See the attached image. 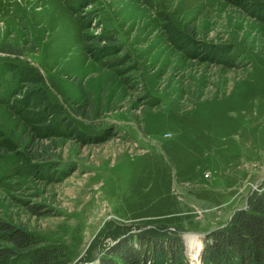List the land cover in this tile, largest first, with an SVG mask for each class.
I'll return each mask as SVG.
<instances>
[{
	"label": "rangeland",
	"instance_id": "obj_1",
	"mask_svg": "<svg viewBox=\"0 0 264 264\" xmlns=\"http://www.w3.org/2000/svg\"><path fill=\"white\" fill-rule=\"evenodd\" d=\"M0 63V221L62 264H200L264 189V0H0Z\"/></svg>",
	"mask_w": 264,
	"mask_h": 264
},
{
	"label": "trees",
	"instance_id": "obj_2",
	"mask_svg": "<svg viewBox=\"0 0 264 264\" xmlns=\"http://www.w3.org/2000/svg\"><path fill=\"white\" fill-rule=\"evenodd\" d=\"M4 69L6 65L0 63V70ZM10 157L0 153V158L5 161ZM29 158L36 159V156ZM133 236L127 242L115 245L99 264H150L156 254L169 257L173 264L182 261L179 242L173 241L162 251L160 247L154 248L150 240L146 246L144 238ZM197 238L192 248L199 251L201 245ZM63 251V248L40 246L27 231L0 221V264H62L59 257ZM199 259L200 264H264V189L254 194L248 200L247 208L237 211L225 227L208 234Z\"/></svg>",
	"mask_w": 264,
	"mask_h": 264
}]
</instances>
